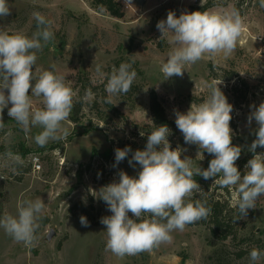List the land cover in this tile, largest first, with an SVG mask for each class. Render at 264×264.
<instances>
[{
	"label": "rangeland",
	"instance_id": "374dc122",
	"mask_svg": "<svg viewBox=\"0 0 264 264\" xmlns=\"http://www.w3.org/2000/svg\"><path fill=\"white\" fill-rule=\"evenodd\" d=\"M116 1L122 6V17L114 16L98 0H8L11 15L0 17V31H19L29 37L37 31L33 12L50 21L54 37L37 52L34 71L51 70L54 64L76 93L71 115L63 125L68 135L43 147L34 139L40 128L25 133L8 116L7 108L3 112L0 218L17 215L24 200L43 199L45 210L32 245L15 241L0 227V264H249L252 248L264 251V196L247 217L238 219L234 190L203 178L200 190L194 193L218 201L225 209L226 239L222 233L213 235L207 217L182 232L174 231L171 242L152 251L119 258L106 250V226L100 221L112 213L98 192L106 181L118 182L121 170L130 176L138 174L139 165L128 163L130 154L113 167L115 149L127 145L145 148L147 135L156 127L150 109L151 90L157 92L168 118L175 123V111L186 112L192 103L203 102L209 95L205 85L220 79L219 87L233 105L232 143L242 147L236 165L244 174L253 156L248 149L258 127L254 119L249 125L247 118L253 105L264 102V7L260 0ZM191 9L239 11L244 19L242 35L228 58L205 56L186 66L182 77L165 79L160 68L174 45L168 37L160 38L156 25L166 20L169 11L179 16ZM122 63H130L137 76L129 92L112 96L109 103L107 81ZM33 104L43 107L41 98L33 97ZM169 129L171 147L185 149L182 158L190 157L193 168L206 169L213 156L199 151L197 145L186 144L176 124ZM21 145L26 153L19 152ZM9 152L19 155L23 164L11 165ZM256 153H264V148L257 147ZM78 203L81 206H76ZM83 209L93 219L86 217L87 227L80 223V217H85ZM129 216L134 218L131 213ZM257 264H264V258Z\"/></svg>",
	"mask_w": 264,
	"mask_h": 264
},
{
	"label": "clouds",
	"instance_id": "9594fccd",
	"mask_svg": "<svg viewBox=\"0 0 264 264\" xmlns=\"http://www.w3.org/2000/svg\"><path fill=\"white\" fill-rule=\"evenodd\" d=\"M260 4L264 7V0ZM9 15L8 0H0V17ZM32 15L37 31L31 37L19 31H0V129L4 127L3 112L7 108L8 116L25 133L33 127L41 129L34 139L43 147L68 135L63 125L71 115L76 93L64 76L57 73L54 64L51 70L34 71L37 52L53 39L54 33L51 22L40 12ZM156 27L162 34L160 38L168 37L174 45L160 68L165 79H169L182 77L186 66L205 56L225 59L231 56L242 35L244 19L235 9L184 12L179 16L169 11L166 20L159 21ZM136 76L130 63L114 68L106 85L108 102L111 103L112 96L129 92ZM222 83L220 79L206 84L209 95L203 102L192 103L186 112L175 111V124L185 143L197 145L199 151L213 156L206 169L193 168L190 157L182 158L185 149H173L168 139L171 130L160 125L147 135L145 148L137 149L128 160L133 167L139 165L138 174L130 176L121 170L118 182L99 190L98 198L112 213L100 221L106 226V250L115 256L123 258L152 251L171 242L174 231L182 232L188 225L208 217L211 209L206 203L191 199L200 190L194 176L214 179L219 186L233 189L238 219L247 217L248 211L255 209L256 201L264 196V153H256L257 147L264 148V102L258 107L253 105L247 118L249 125L254 119L258 127L248 149L253 156L242 175L236 165L242 147L232 143L233 105L219 87ZM33 97L41 98L43 107H34ZM129 152H132L130 147L115 149L113 167L127 158ZM7 155L11 165L23 164L19 155L11 152ZM44 210L43 199L24 200L18 205L17 215L5 214L0 218V227L15 241L32 245ZM80 223L88 226L84 216L80 217ZM248 257L249 264H257L264 258V251L254 247Z\"/></svg>",
	"mask_w": 264,
	"mask_h": 264
},
{
	"label": "trees",
	"instance_id": "16d2710c",
	"mask_svg": "<svg viewBox=\"0 0 264 264\" xmlns=\"http://www.w3.org/2000/svg\"><path fill=\"white\" fill-rule=\"evenodd\" d=\"M99 2L106 5V8L116 17H122L123 11L122 6L120 3H118L116 0H98ZM150 109L152 114V120L155 126L160 125H167V127H174L175 123L174 121L170 120L166 114V111L164 109V106L162 105V102L160 101L159 95L155 90L150 91ZM127 147H130L132 149V152H129V154L132 156L133 152H135L137 149L135 147H132L131 145H127ZM21 150L19 152L26 153L27 150L24 147V145H21ZM144 148H140V150H143ZM109 154V153H108ZM109 155H107L108 157ZM210 162V161H209ZM82 172L83 170L78 171V179L79 181L82 180ZM194 179L200 184L203 181V177L201 176H194ZM109 182L106 181L104 184L107 185ZM191 199L193 201L200 200L201 202L206 203V206L211 209L210 214L208 215L209 219L212 222V233L215 236H220L222 233L223 238L226 239L229 235V232L227 231L228 224L225 222L226 217L224 215L225 209L220 205L218 201H213L212 199H209L208 197L199 198V195H196L193 193ZM102 200V199H101ZM103 201V200H102ZM76 206H81L80 203H78ZM85 217L88 218V220H93L92 217L89 215V212L86 211V209H83ZM87 212V213H86ZM238 218L239 213L237 211ZM243 253L240 254L242 256Z\"/></svg>",
	"mask_w": 264,
	"mask_h": 264
},
{
	"label": "built area",
	"instance_id": "2783aa9c",
	"mask_svg": "<svg viewBox=\"0 0 264 264\" xmlns=\"http://www.w3.org/2000/svg\"><path fill=\"white\" fill-rule=\"evenodd\" d=\"M34 164H35V167L37 169L40 168V164L38 163V160L37 159H35Z\"/></svg>",
	"mask_w": 264,
	"mask_h": 264
},
{
	"label": "water",
	"instance_id": "95a60500",
	"mask_svg": "<svg viewBox=\"0 0 264 264\" xmlns=\"http://www.w3.org/2000/svg\"><path fill=\"white\" fill-rule=\"evenodd\" d=\"M140 2H142V0H140ZM190 12H193V10L191 9Z\"/></svg>",
	"mask_w": 264,
	"mask_h": 264
}]
</instances>
